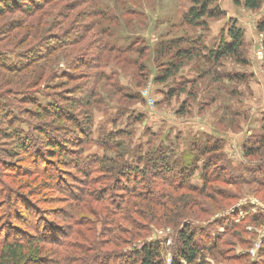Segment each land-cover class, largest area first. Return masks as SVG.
Returning a JSON list of instances; mask_svg holds the SVG:
<instances>
[{"label": "rangeland", "instance_id": "374dc122", "mask_svg": "<svg viewBox=\"0 0 264 264\" xmlns=\"http://www.w3.org/2000/svg\"><path fill=\"white\" fill-rule=\"evenodd\" d=\"M194 1L18 0L0 16V60L5 62L0 65V250L6 234L18 232L9 231L12 215L24 222L23 210L34 206L58 217L49 221V233L64 234L66 244L71 232L84 233L88 227L92 236L82 234L78 242L95 243V250L110 256L108 264H120L122 255L154 244L161 263L171 264L183 224L197 231L199 243L215 245L213 251H200L206 264H264V32L258 31L264 1L249 10L233 0H214L208 9L216 17L189 25ZM198 1V6L204 2ZM232 26L243 34L238 60L244 63L231 56L208 60L222 38L229 40ZM183 50L188 54L177 60V51ZM172 63L179 69L162 83ZM72 91L74 96L69 95ZM74 98L78 127L54 121L49 108L56 100L70 108ZM47 140L59 143L50 161H45ZM205 142H219L221 151L209 155L215 164L207 182L202 174L209 156L200 157L190 180L197 190L162 185L158 168L146 173L164 191L163 200L181 202L182 219L159 216L151 221V202L123 197L118 189L106 196H121L122 207L135 203L134 212L148 218L142 220L131 210L125 214L146 230L135 236L109 232L113 216L119 218L115 225L134 229L120 214L106 215L112 198H92L94 190L121 183L120 171L115 176L104 169L125 161L135 167L157 147H169L179 165L172 172L178 175ZM184 152L190 153L186 163L179 159ZM94 158L103 161L81 174L79 169L85 170ZM47 167L52 174L42 170ZM59 186L65 191L85 189L78 200H70ZM155 209L160 214L161 207ZM44 218L50 217L33 220ZM60 219L67 222L59 225ZM16 227L30 233L33 225ZM49 242L43 247V264H69L65 258L71 264H95L94 253H86L89 249L82 245L70 249ZM23 245L21 254L30 261V248Z\"/></svg>", "mask_w": 264, "mask_h": 264}, {"label": "trees", "instance_id": "16d2710c", "mask_svg": "<svg viewBox=\"0 0 264 264\" xmlns=\"http://www.w3.org/2000/svg\"><path fill=\"white\" fill-rule=\"evenodd\" d=\"M13 1H18V0H11V2L0 1V16H2L3 13L7 11V9H11V4L13 3ZM213 1L214 0H204L203 4L201 3V5L198 6L199 1L195 0L194 1L195 6L189 10V13L187 15L186 21L188 22V24L197 25L198 21L201 20L203 17L215 18L218 13L215 14L212 12V10L208 9V5L212 4ZM263 1L264 0H233L235 5H240L242 3V5L246 9H249V10H257ZM1 5L3 6L5 10L1 9ZM258 31L264 32V19L258 24ZM227 34L229 36L228 37L229 40L226 41L224 38H222L220 40L219 45L216 46L215 49L209 51V55L207 58L208 60L218 61L219 59L224 58L226 56L235 57L237 60L239 59V51L241 47L243 46L242 31L238 28H235V26H232L227 31ZM185 54H188V51L186 50L177 51V54L175 56L177 60H181ZM1 57L2 55H0V58ZM188 58L191 59V57L189 56ZM238 61H240L241 63H244L241 60H238ZM76 64L77 66L78 65L84 66V64H82L81 61L80 62L76 61ZM0 65L5 66V62L3 60L2 61L0 60ZM12 69L14 71L17 70L15 69V67H13ZM178 69H179V65H177L176 63H172L169 69L167 70V72L165 73V75L160 79V81L162 83L166 82L169 78H171L178 71ZM69 95L74 96L75 94H73V91H72L71 93H69ZM57 105H60V107H57ZM77 106L78 105H77L75 98L72 100V102H70V108H67L66 106H61V104H59V101L56 100V105L51 106L49 110H50V114L55 119L54 121L56 120L59 121L61 119L68 123L71 122L72 127L75 128L78 126L76 124V118L75 117L73 118V116H76L75 110L77 109ZM85 121H88V120H85ZM261 130H262L261 140L264 143V114H263V119H262ZM118 134H121V133L119 132ZM103 136H106V135H103ZM45 143H46L45 149L47 150V153H48L47 156L45 157V161H50L49 159L53 158L55 154H57L58 152L57 146L59 145V143H53L51 140H47ZM217 143L219 144V142ZM217 143L215 142L214 144L210 145V142H205V145H203L201 149L198 148L199 150L197 152L199 153V156L197 155L192 156L193 159L191 162H189L188 164L189 166L185 165L184 168H181L179 170L180 173L178 175H175L172 172L174 170L172 168H174L175 166H176L175 168H177L179 165H177L175 161L172 160V157H173L172 148H169V147L164 148V149L163 148L157 149L158 148L157 147L156 149L152 150V152H149L148 157L146 156L142 157V159H140L139 162L140 163L142 161L144 162L141 163L140 165L137 164V166L135 167H132L129 161H125L124 163H120L117 165L112 162V164L115 166H112L111 169L107 168L104 170L108 172L109 171L114 172L115 176L118 175L119 174L118 171H120L121 175L117 176V177H120V181H121L120 185L111 187L108 190H106V187L94 190L91 196L94 200H97L100 198L103 199L106 195H108V191H113L112 194H114L116 190L118 191V189H123L120 191L123 197L130 196L131 199L133 200L135 199L141 202L143 201L151 202L150 204H152V206L148 205L149 207L148 212H150V215L148 216L152 218L151 221L154 220L155 222H157V220L159 219V216L165 217L166 219H168L170 216L175 217V220L182 219L184 215V210L182 208L183 206L180 204L181 202L170 200L169 197L163 200L166 197L164 191L161 188L157 189L158 188L157 184L152 183L151 180L148 181V177L146 176V173H148L150 169L152 172L153 169L154 171H156V169L158 168V171L160 169V171L163 172L162 185L163 183L169 184L170 188L172 189L174 188L182 189L184 186H186L187 189L189 190H192V191L197 190L194 186L190 184V180L192 179L194 170H196V164L199 162L201 156L216 155L219 151H221V146L220 144L218 145ZM112 146H115V144H113ZM179 157H180L179 159L183 160L184 163H186V161L190 158V153L187 154L186 152H184ZM212 157L213 156H209L205 160L207 165L203 167V170L206 172L204 173L205 175L202 174V179L204 180V182H207V180L210 181V178H211V175H210L212 173L211 168H213L215 164L214 163L215 160H213ZM99 161L100 162L103 161V158H100V159L94 158V160H90V162L88 161L90 164L85 170L79 169L81 174L85 175L87 172L93 171L96 167L95 164H99ZM109 161H112V159H110ZM91 164L93 166L92 168L90 166ZM140 166H142V168H140ZM99 168L100 167L98 166V170ZM42 170L49 171L50 168L49 167H47L46 169L42 168ZM101 170L102 168H100L99 171ZM49 172L50 174H52L51 171ZM45 175L51 176L47 174ZM114 177L113 179L116 181V178ZM47 178L52 181L54 180V177L53 178L47 177ZM97 178L99 180L103 179V178H100V176ZM152 178L155 179V177H152ZM91 181L94 182V180H91ZM204 185L205 184L202 185V189H204L205 187ZM58 188L60 189L61 193L66 195L67 197L66 199L69 198L70 200H73V199L78 200L80 198L81 192L84 191L85 189V188L84 189L76 188L77 190L67 189V191H65L61 189L60 186ZM202 189H200V191ZM10 198H12V196ZM109 198H112V197L106 196V199H109ZM119 198L115 196L114 198L110 200L111 202L110 208L106 210V215H108L110 212H114L112 214H116V216L120 214L121 220H124L125 222L129 223V225L132 226V229L134 230L128 231V230H125L124 228L119 227L118 225H115L114 223L118 222L119 218L115 219L113 216L111 220H108V222L113 224V226L109 228V232L112 233L114 231H118L119 234L127 233V234H131L132 236H135L136 233H139V234L143 233V231L146 230L145 224H137L135 220L133 219L131 220L130 215L126 216L125 213L131 210L133 211L134 214H136L142 220H145L148 217L145 214H142V212L141 213L134 212V210L136 209L135 203H132L130 201L126 203L125 207L124 206L122 207L123 202L121 201L123 200L121 196ZM158 207H161L162 209L160 210L161 211L160 214H157L159 210L155 209ZM122 208L123 210L121 211L120 209ZM23 211L25 213L24 222L21 221V223H19L21 217L19 216L15 217L14 215H12L11 219H12V223L14 224V227L10 229L9 231L17 230L18 232L15 233V235L12 234V232L11 233L8 232L10 234L5 233L6 236L4 237V239L6 240L5 242H3L2 250H0V264H43L42 263L44 262L43 261L44 259L43 251H45L43 247L46 245V242L50 241L49 245H53V246L56 245V247H60V248L68 247L72 249L73 245L75 246L82 245L78 242L79 239L83 238L82 234L86 235V233H88L90 235L91 230H89L88 227L84 228L86 229L84 233L76 232V231L71 232L69 236L70 240H68V244H66V240H65L66 236L64 234L62 236H54V235L52 236V234L49 233L50 232L49 228L50 227L52 228L53 226L52 219L53 218L58 219V217L55 218L52 211H48L46 213H40L39 212L40 209L34 206L30 207V209L25 208V210ZM44 215H47L50 218H47L48 220L46 218L41 220L42 224L41 222L39 223V221L37 220H33V217L37 218L38 216H44ZM29 218H30V221H29ZM50 220L52 221L49 222ZM59 221H60L59 225L61 223L67 222V220L65 219L64 220L60 219ZM28 222L30 223V227L31 225H33V227L30 228L32 232L26 233V230L17 229L16 225H24L25 223L28 224ZM83 223H84V220L83 222L78 221V226L79 227L83 226ZM68 225L70 227L72 226V224L70 223ZM139 225H142V227ZM196 232H197L196 230H193L187 225L183 224L182 228H180V230L177 232L179 246L177 248V251L174 255V259L171 262V264H206L203 258L204 253H201L200 251L203 249L205 250L204 252H207L209 250L213 251V248L215 247V245L212 243L209 245H206L208 243L206 244L199 243V241L197 240ZM3 233L1 232L0 236ZM28 234H30L29 235L30 240L28 239ZM86 237L89 238V236H86ZM73 238H74V241H73ZM24 243H25V247L30 248V254H32L30 255V259H29L30 261H28V258L26 259V257H24L21 254L23 253ZM94 244L95 243H92V244L86 243L84 244V246L82 245L81 247H86V249L87 248L89 249L86 253H90V252L94 253L93 254L94 256L92 258L95 264H108L110 261V256H108L107 254H104L103 252H100L99 250L98 251L95 250V248L92 247ZM82 250H81L82 254L86 255L84 251ZM77 251L79 252L78 248H77ZM120 253H117V256H119ZM52 254H57V252L53 251ZM159 255L160 254L158 250V245L156 244L144 245L139 250L135 251L134 253H131L130 256L122 255L121 256L122 258L119 260V263L120 264H162L161 260L159 259ZM65 260H66L65 262L69 260V264L72 263V259L70 258L68 259L65 258Z\"/></svg>", "mask_w": 264, "mask_h": 264}, {"label": "built area", "instance_id": "2783aa9c", "mask_svg": "<svg viewBox=\"0 0 264 264\" xmlns=\"http://www.w3.org/2000/svg\"><path fill=\"white\" fill-rule=\"evenodd\" d=\"M143 93H144L143 96L145 97L146 93H147V90H144Z\"/></svg>", "mask_w": 264, "mask_h": 264}]
</instances>
